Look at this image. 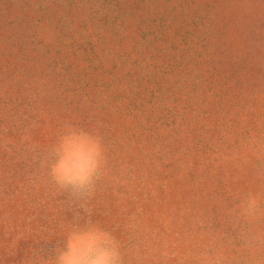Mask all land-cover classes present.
I'll use <instances>...</instances> for the list:
<instances>
[{"label": "rangeland", "instance_id": "374dc122", "mask_svg": "<svg viewBox=\"0 0 264 264\" xmlns=\"http://www.w3.org/2000/svg\"><path fill=\"white\" fill-rule=\"evenodd\" d=\"M69 124L104 150L83 197L49 174ZM88 219L123 264H264V0H0V264Z\"/></svg>", "mask_w": 264, "mask_h": 264}, {"label": "clouds", "instance_id": "9594fccd", "mask_svg": "<svg viewBox=\"0 0 264 264\" xmlns=\"http://www.w3.org/2000/svg\"><path fill=\"white\" fill-rule=\"evenodd\" d=\"M105 164L100 138L90 131L67 125L51 148L49 174L55 184L71 194H90ZM259 197L249 194L240 205L241 214L254 219L259 212ZM41 264H123L120 241L105 227L86 220L67 230L63 243L51 259Z\"/></svg>", "mask_w": 264, "mask_h": 264}]
</instances>
